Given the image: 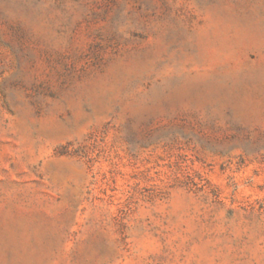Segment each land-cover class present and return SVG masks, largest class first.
<instances>
[{
  "label": "rangeland",
  "instance_id": "obj_1",
  "mask_svg": "<svg viewBox=\"0 0 264 264\" xmlns=\"http://www.w3.org/2000/svg\"><path fill=\"white\" fill-rule=\"evenodd\" d=\"M0 264H264V0H0Z\"/></svg>",
  "mask_w": 264,
  "mask_h": 264
}]
</instances>
